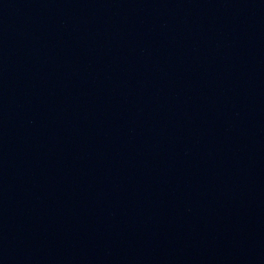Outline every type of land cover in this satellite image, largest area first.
Segmentation results:
<instances>
[{
	"label": "water",
	"instance_id": "1",
	"mask_svg": "<svg viewBox=\"0 0 264 264\" xmlns=\"http://www.w3.org/2000/svg\"><path fill=\"white\" fill-rule=\"evenodd\" d=\"M0 264H264V156L0 124Z\"/></svg>",
	"mask_w": 264,
	"mask_h": 264
}]
</instances>
